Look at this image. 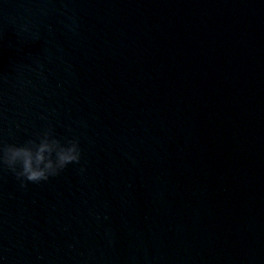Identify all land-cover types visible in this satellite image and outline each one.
I'll return each mask as SVG.
<instances>
[{
    "label": "water",
    "instance_id": "water-1",
    "mask_svg": "<svg viewBox=\"0 0 264 264\" xmlns=\"http://www.w3.org/2000/svg\"><path fill=\"white\" fill-rule=\"evenodd\" d=\"M49 127L0 264H264V0H0V142Z\"/></svg>",
    "mask_w": 264,
    "mask_h": 264
},
{
    "label": "clouds",
    "instance_id": "clouds-1",
    "mask_svg": "<svg viewBox=\"0 0 264 264\" xmlns=\"http://www.w3.org/2000/svg\"><path fill=\"white\" fill-rule=\"evenodd\" d=\"M81 147L78 137L59 138L52 128H46L23 143L0 142V166H5L20 182L48 181L58 176L69 165L80 164ZM83 171V168H81Z\"/></svg>",
    "mask_w": 264,
    "mask_h": 264
}]
</instances>
